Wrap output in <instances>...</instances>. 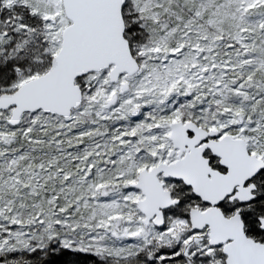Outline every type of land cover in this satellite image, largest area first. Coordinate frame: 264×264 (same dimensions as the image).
<instances>
[{"label": "snow or ice", "instance_id": "6c2138e0", "mask_svg": "<svg viewBox=\"0 0 264 264\" xmlns=\"http://www.w3.org/2000/svg\"><path fill=\"white\" fill-rule=\"evenodd\" d=\"M0 264H264V0H0Z\"/></svg>", "mask_w": 264, "mask_h": 264}]
</instances>
